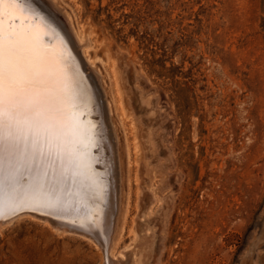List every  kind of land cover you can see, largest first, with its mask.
<instances>
[{"label":"rangeland","instance_id":"obj_1","mask_svg":"<svg viewBox=\"0 0 264 264\" xmlns=\"http://www.w3.org/2000/svg\"><path fill=\"white\" fill-rule=\"evenodd\" d=\"M52 1L86 39L117 128L114 256L154 232L158 264H264V0ZM139 91L159 109L154 125ZM147 196L154 211L172 199L164 231L140 211ZM49 224L1 227L0 264L104 263L99 243Z\"/></svg>","mask_w":264,"mask_h":264},{"label":"bare ground","instance_id":"obj_2","mask_svg":"<svg viewBox=\"0 0 264 264\" xmlns=\"http://www.w3.org/2000/svg\"><path fill=\"white\" fill-rule=\"evenodd\" d=\"M47 1L48 4L42 0H0V44L5 67L13 48L30 61V83L22 99L40 101L43 144L41 155L31 139H23L26 134L23 111L17 116L20 128L12 129L15 143L8 141L10 109L6 86L3 128L6 143L0 157V228L30 215L63 232L73 233L71 230L76 229L93 235L105 251L103 264H158L154 232H143L126 246L125 249L131 246L128 253L122 250L114 256V241L123 231L126 211L124 190L117 183L122 160L119 153L117 162L116 150L120 146L115 143L117 128L109 115L110 105H106L108 93L96 68H90L83 57L81 48L86 39H79L71 31L66 16L65 21L57 17L60 9L56 4ZM136 98L146 105L141 108L149 112L151 124H156L159 109L151 105L150 97L139 91ZM147 134V144L151 146L150 133ZM146 169L149 171L147 164ZM146 198L149 204L147 207L139 204L140 211L153 215L151 221L155 219L154 225L164 231L173 209L171 197L155 211L152 209L155 197ZM36 215H45L53 221Z\"/></svg>","mask_w":264,"mask_h":264},{"label":"snow or ice","instance_id":"obj_3","mask_svg":"<svg viewBox=\"0 0 264 264\" xmlns=\"http://www.w3.org/2000/svg\"><path fill=\"white\" fill-rule=\"evenodd\" d=\"M31 66L30 61L17 49L9 51L7 68L5 67L4 51L0 44V157L5 148L6 138L3 135L5 92L7 86V103L9 105V137L10 144L16 140L12 129L20 128V121L17 116L21 111L25 113L26 134L23 136L25 141L31 139L33 145L37 146L40 154L43 155V144L41 143L40 121L42 112L39 109L40 101L36 98L25 101L22 96L26 92V85L30 83ZM7 82V85H6ZM47 142V141H45Z\"/></svg>","mask_w":264,"mask_h":264},{"label":"water","instance_id":"obj_4","mask_svg":"<svg viewBox=\"0 0 264 264\" xmlns=\"http://www.w3.org/2000/svg\"><path fill=\"white\" fill-rule=\"evenodd\" d=\"M23 212H26V211H23ZM37 217L41 218V219H48V220H51L53 221L51 218L45 216V215H36ZM71 232H73L74 234H77V235H82L86 238H89L91 239L92 241L98 243L99 241L93 236V235H90L89 233L87 232H84V231H79V230H76V229H72ZM99 246L101 247V245L99 244ZM103 256H104V250H103Z\"/></svg>","mask_w":264,"mask_h":264}]
</instances>
